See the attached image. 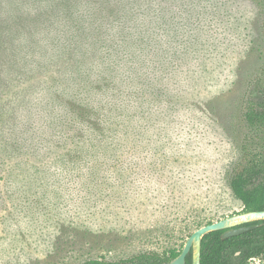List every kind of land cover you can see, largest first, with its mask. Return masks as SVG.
Returning <instances> with one entry per match:
<instances>
[{
    "label": "rangeland",
    "instance_id": "rangeland-1",
    "mask_svg": "<svg viewBox=\"0 0 264 264\" xmlns=\"http://www.w3.org/2000/svg\"><path fill=\"white\" fill-rule=\"evenodd\" d=\"M167 1L170 8L148 10L141 21L147 36L150 23L172 14L159 21L155 75L144 67L145 53L131 63L168 100L161 112L132 122L130 137L77 141L91 150L77 164L61 163L73 145L64 140H21L19 151L0 142V264L115 263L179 250L198 228L242 211L231 176L250 148L261 151L264 165V133L245 117L250 101L264 96V0ZM0 4L7 37L0 52L13 75V96L0 89V107L13 111L27 80L47 77V65L34 64L52 57L56 22L35 27L23 16L33 12L30 0ZM29 34L33 51L20 56L16 49ZM250 259L246 264H264V255Z\"/></svg>",
    "mask_w": 264,
    "mask_h": 264
},
{
    "label": "trees",
    "instance_id": "trees-1",
    "mask_svg": "<svg viewBox=\"0 0 264 264\" xmlns=\"http://www.w3.org/2000/svg\"><path fill=\"white\" fill-rule=\"evenodd\" d=\"M30 1L33 12L23 10V16L27 15L35 27H49V22H56V32L50 36L53 55L43 57L44 61L40 64L39 60H35L36 67L47 65L49 72L45 79L27 80L29 89L23 87L18 96L21 105L17 104L13 111L0 107V142L4 140V148L19 151L23 148L21 140H64L73 145L68 144V157H64L61 163L77 164L84 153L91 154L90 148L81 146L77 141L115 136L114 133L130 137L134 134L129 132L132 122L139 125L143 119H151L154 112L159 113L166 107L168 100L164 103L156 81L144 82L139 70L131 68V63L139 58L141 52L145 53L150 63L144 67L149 75L151 71L155 75L156 67L162 62V57L159 59L161 49L157 44L158 37H162L161 33L157 34L161 29L159 21L161 24L167 22L172 14L162 15L150 23L154 29L146 33L147 36L142 35V30L146 28L142 27L141 21L143 13L148 10L164 11L169 6L167 0ZM4 33L0 26L2 46L7 38ZM29 36L16 49L20 56L27 57L28 49L29 54L33 51V36ZM36 46L37 52H40L39 45ZM171 48L172 45L166 58L172 56ZM19 72L23 76L28 75L23 64ZM12 76L4 66L3 52H0L1 90L13 92ZM245 117L252 130L264 133V96L260 102L250 101ZM249 150L244 164L233 172L230 186L243 204L242 211L264 210L261 151ZM41 178H46V175L42 174ZM248 224L259 225L225 239L221 237L224 230L204 235L201 264H246L250 258L264 255V220ZM182 249L140 253L115 263L89 259L80 264H168ZM233 257L236 259L233 260ZM186 264H193L192 251L186 256Z\"/></svg>",
    "mask_w": 264,
    "mask_h": 264
},
{
    "label": "water",
    "instance_id": "water-1",
    "mask_svg": "<svg viewBox=\"0 0 264 264\" xmlns=\"http://www.w3.org/2000/svg\"><path fill=\"white\" fill-rule=\"evenodd\" d=\"M258 220H264V210L242 211L208 223L195 230L189 236L181 253L168 264H186V256L190 251L193 254V264H201V248L204 235L212 231L225 230L221 234L222 239H225L258 227L259 224L244 225Z\"/></svg>",
    "mask_w": 264,
    "mask_h": 264
},
{
    "label": "flooded vegetation",
    "instance_id": "flooded-vegetation-1",
    "mask_svg": "<svg viewBox=\"0 0 264 264\" xmlns=\"http://www.w3.org/2000/svg\"><path fill=\"white\" fill-rule=\"evenodd\" d=\"M241 212H242V211H241ZM250 223H252V222H250ZM244 225H251V224L246 223V224H244ZM224 231H225V230H224ZM224 231H223V232H224Z\"/></svg>",
    "mask_w": 264,
    "mask_h": 264
},
{
    "label": "built area",
    "instance_id": "built-area-1",
    "mask_svg": "<svg viewBox=\"0 0 264 264\" xmlns=\"http://www.w3.org/2000/svg\"><path fill=\"white\" fill-rule=\"evenodd\" d=\"M254 259H256V257H252L250 260H254Z\"/></svg>",
    "mask_w": 264,
    "mask_h": 264
}]
</instances>
